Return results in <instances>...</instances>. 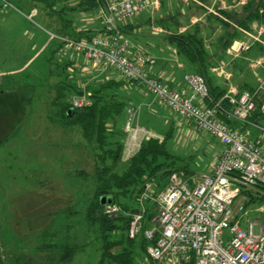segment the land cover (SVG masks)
Instances as JSON below:
<instances>
[{
  "label": "built area",
  "instance_id": "built-area-1",
  "mask_svg": "<svg viewBox=\"0 0 264 264\" xmlns=\"http://www.w3.org/2000/svg\"><path fill=\"white\" fill-rule=\"evenodd\" d=\"M192 1L205 6L200 0ZM150 4L149 0H102L97 16L104 30L89 38L46 32L70 54H81L92 68L113 69L125 79L136 82L176 115L216 137L222 145L211 173H204L192 181L185 171H173L154 197L158 212L151 219L152 226L145 231V237L153 240L146 249L148 257L162 264L171 261L179 264H264V224L249 220L251 210L244 202L247 197L241 193L242 189L264 187V126L249 119L258 107L257 99L264 95V76L252 91H240L230 85L218 100L211 98L204 78L193 72L183 74L185 86H168L147 69L155 59L133 48L121 29L126 21L145 11ZM153 4L157 5V0H153ZM0 8L4 12L16 10L32 22L37 13L36 8L22 12L11 0H0ZM245 48L244 43L236 42L231 50ZM263 59L255 60L254 66L261 65ZM224 101L230 105L229 115L234 120L255 127L259 134L252 137L248 130L222 121L218 114L223 110ZM71 102L74 107H80L88 102L87 94L73 96ZM260 110L264 112V101ZM139 117L140 106L127 108L123 127L126 157L140 147L141 132L147 139L162 140L141 126ZM241 196L244 199L239 201ZM146 197L149 194L144 193L139 200L142 202ZM254 211L264 213V200ZM101 212L108 216L125 213L112 202L105 203ZM144 212L142 202L139 210L131 213L129 237L139 232ZM243 218L246 227L242 226ZM255 225L259 226L258 232L254 231Z\"/></svg>",
  "mask_w": 264,
  "mask_h": 264
},
{
  "label": "rangeland",
  "instance_id": "rangeland-1",
  "mask_svg": "<svg viewBox=\"0 0 264 264\" xmlns=\"http://www.w3.org/2000/svg\"><path fill=\"white\" fill-rule=\"evenodd\" d=\"M166 4L164 1L165 8ZM242 6L239 4L231 12L239 13ZM200 7L194 5L195 16L204 12L205 8ZM214 8L220 10L217 4ZM89 12L97 13V9ZM149 16L152 17L151 13L145 10L132 19ZM47 18L50 20L49 16ZM73 20L75 26L83 25L77 16ZM153 27L149 22L142 30L144 35H130V38L144 45L147 43L145 46L152 50L170 51L173 43L167 40L166 34L154 32ZM47 30L54 32L39 9L32 22L16 10L4 12L0 8V86L4 88L3 78L15 80L11 90H17L15 94L23 106L20 122L0 144V240L14 257L22 255L21 261L26 264H96L100 241L95 228L84 218V208L93 191L90 178L94 169L93 156L78 128L65 127L53 119L55 109L50 102L55 94L54 84L62 76L57 73V63L67 59L69 53L58 48L59 41L50 39ZM163 38L164 43H161ZM125 114L126 111L117 121L120 129L125 123ZM168 146L172 153L181 157L180 163L194 170L192 175L198 179L207 171L221 143L216 137L193 127L187 136L169 138ZM153 185L147 183L146 190L136 200L135 211L143 202L145 209L152 206L158 212L154 199L157 191H153ZM245 190L259 197L262 195L255 192L257 189ZM144 193L149 197L141 202L139 198ZM242 195L247 198L241 196L239 201L244 199L251 210L249 220L264 224V213L254 211L264 198L256 197L251 202L250 194ZM246 225L243 218L242 226ZM258 227L254 226L255 232ZM43 241L51 245L40 254L39 246ZM68 246L76 250L62 261L59 256ZM137 255L140 257L137 264H162L150 259L146 252Z\"/></svg>",
  "mask_w": 264,
  "mask_h": 264
},
{
  "label": "trees",
  "instance_id": "trees-1",
  "mask_svg": "<svg viewBox=\"0 0 264 264\" xmlns=\"http://www.w3.org/2000/svg\"><path fill=\"white\" fill-rule=\"evenodd\" d=\"M22 12L28 13L36 8L37 13H43L48 25L54 33L72 36L75 38H89L91 35L103 32L104 28H84L78 31L73 22V11L89 12L102 4V0H76L75 5L70 0H11ZM205 1V0H203ZM234 4L238 0H224ZM200 7V6H198ZM201 8V7H200ZM202 11V9H201ZM203 12V11H202ZM221 13L234 22L237 26L249 30L251 22H264V0H247L240 12L221 10ZM47 16L50 17L48 20ZM208 20L214 17L206 15ZM216 20L224 25L223 33L217 38V43L222 50L228 48L242 32L230 22L217 17ZM54 21V22H53ZM127 32L125 26H121ZM205 29L196 22L190 29L175 32L168 36L177 52L188 62L190 72L201 75L208 87L210 96L218 100L225 93L226 88H220L212 82L210 68L213 64V55L206 46ZM259 45V44H258ZM259 47H262L259 45ZM58 48L62 49L59 42ZM260 51L263 49H259ZM69 62L57 63L61 79L54 84L55 94L51 100L54 107L53 119L59 124L80 130L93 158V172L90 175L93 191L92 197L84 208V218L95 228L100 241V254L96 264H137L139 253H145L153 240L145 237V231L152 226L151 219L156 211L152 206H146L141 220L139 232L133 237L128 236V226L131 213L137 209L136 200L146 190L147 183L154 184L153 191L158 193L166 185L168 176L173 171L183 170L191 178L194 170L185 163H180L181 157L171 152L168 146L170 130H167L162 140L149 138L143 141L138 150L126 160L123 159L124 131L117 126L120 115L126 111L128 97L123 88L124 84L138 85L136 82L110 77L101 81L86 83L84 87L77 85L76 79L68 72ZM246 61L244 63L245 67ZM123 77V76H122ZM4 88L0 86V144L13 132L23 116L22 104L17 97V90H11L15 80L3 78ZM238 90H253L255 86L248 84L239 85ZM16 93V94H15ZM87 94L88 102L80 107H74L71 102L73 96ZM264 95L257 99L258 107L250 116V120L264 126V112L260 105ZM223 110L218 117L226 122L225 112L230 111V105L224 101ZM19 116V117H18ZM228 123V122H226ZM230 124V123H228ZM237 126V125H232ZM82 179H85L82 177ZM264 187L259 186L251 191L241 190V193L250 194L248 197L253 202L254 198H264ZM110 196L112 203L120 205L121 212L116 216H108L101 212L103 205L101 197ZM264 200V199H260ZM246 204V203H245ZM74 212V210H72ZM50 242L41 243L40 254L49 249ZM75 247H65L60 254V260L68 259ZM22 255L14 257L5 244L0 240V264H26L21 261ZM48 263V261H47ZM183 264V263H182Z\"/></svg>",
  "mask_w": 264,
  "mask_h": 264
},
{
  "label": "crops",
  "instance_id": "crops-1",
  "mask_svg": "<svg viewBox=\"0 0 264 264\" xmlns=\"http://www.w3.org/2000/svg\"><path fill=\"white\" fill-rule=\"evenodd\" d=\"M151 4L146 9L149 10L152 17L142 19H130L126 21L123 26L126 28V36L131 42L133 48H139L144 51L148 56L155 59V63L148 65V71L155 77L162 80L165 84L172 88H180L185 86L183 81V74L190 72L191 68L188 62L177 52L175 46L173 45L170 51L161 49H149L145 45L138 41L130 38L132 36H141L142 30L147 26V23H153L152 30L160 34H166L167 40L168 36L175 32H183L190 29L196 22L200 23V26L205 29L206 34V46L210 51V54L213 55V64L210 68V73L212 75V82L215 85H218L220 88H228L230 85L235 86L236 88L242 84H248L250 86H256L260 76H264V52L259 49L264 50V22H251V29L246 30L237 26L234 22L228 21L222 13L221 10H236L235 7L240 3V0L234 4H228L224 0H200L205 6L199 5L198 3L192 0H157L158 4L154 5L153 0H149ZM164 1H166L167 7H164ZM71 5H75L76 0H70ZM202 6L204 12L195 16L194 5ZM218 5V9L215 10L214 5ZM163 10L165 12H163ZM142 13V12H141ZM212 14L214 17L222 19L224 21L230 22L231 25L237 27L242 35L235 39L233 43L222 50L220 45L217 43L218 36L223 33L224 25L221 24L214 17L208 20L206 15ZM77 16L83 22V25H77L76 27L80 28H99L101 23L98 19L97 13L91 12H81L73 11L72 17ZM73 17V18H74ZM137 17V16H136ZM218 32V33H217ZM132 40V41H131ZM161 43H164V38ZM244 43L247 48L234 51L231 50V47L236 43ZM262 47H259V45ZM150 47V46H149ZM152 48V47H150ZM159 52V53H158ZM69 53V52H68ZM67 59L58 60L59 63L69 62L67 67L68 72L71 73V76L76 79L77 85L84 87L86 83H92L96 81H101L103 79H108L114 77L116 79H123L118 72L115 70L102 71L100 69H94L90 66L89 62L81 54H67ZM259 58L263 59V62L259 66H254V61ZM246 61L245 67L244 63ZM222 71V72H221ZM125 81L127 79L124 78ZM224 84V85H222ZM124 92L128 97V106L126 107V118H127V108L133 106H140V117L139 123L141 126L147 130L155 133L157 136H160L162 139L167 130H170V138L174 135L187 136L190 134L191 129L196 127L191 121L176 115L170 108L161 103L157 98L152 94L147 92L145 88L134 85V84H124ZM191 93V89H189ZM198 103H201L196 99ZM225 117L231 125H237L243 130H248L252 137L259 134V131L255 127H251L248 124L240 123L234 120L229 112H225ZM126 120V119H125ZM251 121V120H250ZM254 122V121H251ZM256 123V122H254ZM259 124V123H257ZM124 127V125H123ZM122 127V129H123ZM168 128L164 133H159L160 130ZM197 128V127H196ZM198 129V128H197ZM155 130V131H154ZM194 133V132H193ZM124 143L126 141V135L124 133ZM138 139L141 141H146L144 133L139 134ZM222 150L221 148L215 153L211 164L209 165L205 173H211L213 166L220 155ZM137 151V150H136ZM135 151V152H136ZM134 152V153H135ZM133 153V154H134ZM125 146L123 152V158L126 157ZM196 176V175H195ZM195 176H192L191 179L197 180Z\"/></svg>",
  "mask_w": 264,
  "mask_h": 264
},
{
  "label": "water",
  "instance_id": "water-1",
  "mask_svg": "<svg viewBox=\"0 0 264 264\" xmlns=\"http://www.w3.org/2000/svg\"><path fill=\"white\" fill-rule=\"evenodd\" d=\"M112 202V199L110 196H104V197H101V203L104 204V203H111Z\"/></svg>",
  "mask_w": 264,
  "mask_h": 264
}]
</instances>
